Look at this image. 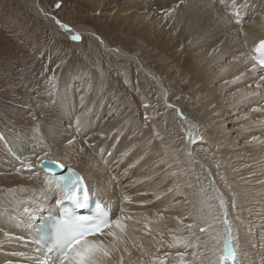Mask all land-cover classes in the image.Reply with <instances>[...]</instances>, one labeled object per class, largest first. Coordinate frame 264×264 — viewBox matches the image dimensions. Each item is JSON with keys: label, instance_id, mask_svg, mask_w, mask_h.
Wrapping results in <instances>:
<instances>
[{"label": "bare ground", "instance_id": "obj_1", "mask_svg": "<svg viewBox=\"0 0 264 264\" xmlns=\"http://www.w3.org/2000/svg\"><path fill=\"white\" fill-rule=\"evenodd\" d=\"M87 1L97 9L109 5L112 33L123 30L121 45H111L88 26L65 23L39 0H30V7L57 32L95 34L110 62L130 59V68H136L140 79L126 71L121 76L128 87L137 85L139 103L128 107L118 121L126 131L114 147L90 145L95 137L77 129L92 124L91 104L105 86L92 108L96 114L103 111L101 101L109 97L104 96L106 78L96 79V91L88 98L90 85L82 76L89 75L91 81L98 75L85 64H68L59 78L52 76L48 87L40 82L27 84L33 71L23 72L26 90L38 86L35 115L42 124L21 115L23 106L0 112L15 125L10 137L0 121V264H38L46 255L30 236L35 219L53 215L61 193L46 184L39 167L42 159L57 160L65 167L71 163L85 176L90 193L102 196L114 220L119 217L126 225L123 233L113 229L119 240L92 237L110 247L105 264H210L222 255L220 237L226 227L231 229V246L240 264H264V71L253 69L249 50L264 39V0H238L243 4L239 24L230 15L231 0ZM26 54L22 45L16 49L18 57ZM1 65H7L0 62V93H4L2 87L17 80L4 79L7 68ZM74 79L84 85L80 94L72 89ZM154 89L162 94L165 116L156 115ZM186 90L188 103L180 95ZM113 96L116 107L126 104L119 92ZM171 103L176 105L177 119L167 107ZM114 112L120 114L121 109ZM60 118L70 127L68 143L59 145L47 131ZM23 164L33 168H18ZM37 207L41 211L30 222L24 209Z\"/></svg>", "mask_w": 264, "mask_h": 264}, {"label": "rangeland", "instance_id": "obj_2", "mask_svg": "<svg viewBox=\"0 0 264 264\" xmlns=\"http://www.w3.org/2000/svg\"><path fill=\"white\" fill-rule=\"evenodd\" d=\"M39 1L47 10L65 23L88 26L97 32L98 35L96 36L104 37L111 45L122 44L120 37H124L123 30L121 31V29H119L122 33L119 32L120 34L118 35L112 33L108 4L97 9L96 6H92L87 0ZM57 4H59V7H57ZM48 23L32 10L30 7V0H0V32L2 33L0 36V41L2 43L0 44V48H2V45L5 47V51H0V62H4L7 65H1L2 69L7 68L2 74V77L4 79L13 77V79L17 80L15 83L12 82L9 85L5 84L4 87H2L1 90H3L4 93H0V112H6L11 109L15 110L17 107L21 108V106H23L24 108L22 107L21 115L24 114V116H29L33 123L41 126L42 120L39 116L35 115L38 104L35 102L34 93L38 90V86L36 84L35 87H30L29 90H26V83L22 80L23 72L25 71L24 73H26L28 70L33 71V74H31L27 79L28 81H26L27 84L33 81L36 83L40 82L44 84L45 87H48V82H52V76H55L53 80H55L56 77L59 78L61 76L60 73H62L63 70L65 71L68 64H85L88 66L89 70L95 71L98 75L97 78L91 81L87 80V78L90 80L89 75L82 76L83 81L90 85L85 97L93 98L96 91L94 82L96 79H101L102 77L106 78L107 82H109L104 92V96L109 97H104V99H102L99 110L101 109L103 111L100 114H96V110H92V108L96 105L97 98L105 88V86H102L100 92L95 95L89 110L92 124L88 125L84 130L81 127L77 130L79 132L82 131V134L95 137L93 141H90V145L99 143V146L114 147V144H116L118 139H120L126 131V125L119 124L118 121H120L122 116H126L128 107L138 105L139 103L136 96L137 85L133 86V88L128 87L126 81L121 76L122 72L126 71L129 74L131 73L135 80H139L140 75H136L134 72L136 68H133L134 70L130 68V59L117 60L118 63L110 62V54L103 51L102 44L99 42L100 40L94 36L95 34H93L92 37L89 35L84 36L83 33L62 34L57 32L52 25ZM74 34H79L81 39L79 41H73L70 37ZM21 45L29 54L18 57L16 55V49L20 48ZM58 54L59 57L56 58L55 55ZM135 62L138 63L137 61ZM53 63H55V65H53ZM139 66L140 65H138V67ZM35 77L37 79L36 81L34 80ZM146 77V80H150L148 74ZM123 82L125 83L123 84ZM80 83L81 82L76 79H74L72 83V89L77 90L79 94L82 93L84 87V85H80ZM53 85L54 83L51 85V88ZM110 88H112L111 91L108 90ZM114 91L119 92L121 97L125 99L126 104H121L116 107L115 97H110ZM29 92L32 97L29 96ZM151 95L153 97L155 109L158 111L156 115L159 116L164 114L165 116L166 113L163 112L160 104L162 95L160 90H152ZM180 95L186 98L185 101L187 103L190 101L187 90L181 92ZM24 97H29V100H26ZM76 100H78L77 97ZM84 100H86V98ZM167 107L174 110L173 118L177 119L179 115L176 105L171 103ZM115 108L121 109L120 114H115ZM107 110L110 111L108 114H106ZM70 119L72 120L75 118L71 115ZM0 121L4 126L6 125L7 134L11 137L12 132H10V130H14L15 125L11 124V120L6 119L2 115H0ZM69 127L70 125H67L65 120L60 118L51 122L47 132L49 136L53 138V142L59 145L61 143L67 144L68 141L66 143V138L69 133ZM96 128H99L100 131L98 132ZM24 131H27V129H24ZM129 131H133V129ZM132 133L133 132L128 134L127 138H129ZM57 139L60 140L58 141ZM19 161L21 162L22 160ZM24 165L25 164L18 168L21 170H28Z\"/></svg>", "mask_w": 264, "mask_h": 264}, {"label": "snow or ice", "instance_id": "obj_3", "mask_svg": "<svg viewBox=\"0 0 264 264\" xmlns=\"http://www.w3.org/2000/svg\"><path fill=\"white\" fill-rule=\"evenodd\" d=\"M231 6L232 11L230 15L234 16L236 23L239 24L241 22L240 8L243 4L238 3V0H231ZM57 7H59V4H57ZM57 23L66 31H71L68 25L62 24L59 21ZM70 38L73 41H79L81 36L74 34ZM250 59L254 61L253 69L257 66L264 68V39L260 40L254 47L253 55H251ZM261 79H264V77H261ZM77 123L79 124V121ZM188 135L191 137L192 133L189 132ZM199 139L203 138L199 137ZM193 143H195V140H193ZM47 155L48 153H45V156ZM24 167L32 169L33 165L25 164ZM39 167L45 172L44 180L46 184L48 186L54 185L59 189L61 193L59 201L61 208L58 218L51 225L50 233L41 236L37 241L46 248V255L43 260L38 261V264H105V260L110 257V247L105 245L103 240L93 239L92 237L104 235L112 237L114 241L119 240L121 237L113 229H119L120 233H123L126 225L122 223L121 218L118 217L113 220L110 217L107 206L99 197H96L95 192L89 193L83 177L75 172L71 166L67 167V174L59 176L56 175L55 169L64 170L65 165L57 160H42ZM36 175H39V173H36ZM125 199L127 200L128 198L125 197ZM65 201L68 202L69 206H64ZM220 203L223 208V200ZM86 208L91 210L90 215H78L75 211ZM24 211L28 214L29 221L31 222L35 218L36 213L41 211V209L37 207L34 211H30L26 208ZM223 222L225 225L229 224L226 218ZM29 226H31V223ZM188 227L191 228L192 225H188ZM106 229L109 231H105ZM204 231L206 229L201 228V232ZM173 239L177 243H183L177 237H173ZM213 239L217 238L213 237ZM220 239L224 241L222 255H218L210 264H236L235 249L231 246L230 227H226ZM217 243H219V240H217ZM185 246L191 247L192 245L186 243ZM213 252L215 254V249H213Z\"/></svg>", "mask_w": 264, "mask_h": 264}, {"label": "water", "instance_id": "obj_4", "mask_svg": "<svg viewBox=\"0 0 264 264\" xmlns=\"http://www.w3.org/2000/svg\"><path fill=\"white\" fill-rule=\"evenodd\" d=\"M42 160H52V159H42ZM42 160L39 162V165H40V163L42 162ZM62 171H63V170H61V169H59V168L55 169L56 174H59V173H61Z\"/></svg>", "mask_w": 264, "mask_h": 264}]
</instances>
